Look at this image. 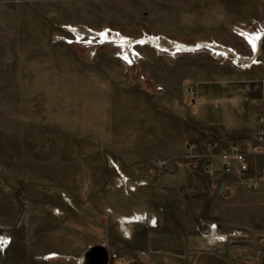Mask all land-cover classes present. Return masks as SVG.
Segmentation results:
<instances>
[{"label":"rangeland","instance_id":"obj_1","mask_svg":"<svg viewBox=\"0 0 264 264\" xmlns=\"http://www.w3.org/2000/svg\"><path fill=\"white\" fill-rule=\"evenodd\" d=\"M263 27L264 0H0V264H92L95 245L104 264H166L152 227H243L219 215L243 207L218 201L208 156L167 179L181 141L252 134L264 35L247 36ZM235 187L225 199L263 204L264 186ZM258 237L227 244L254 255Z\"/></svg>","mask_w":264,"mask_h":264},{"label":"crops","instance_id":"obj_2","mask_svg":"<svg viewBox=\"0 0 264 264\" xmlns=\"http://www.w3.org/2000/svg\"><path fill=\"white\" fill-rule=\"evenodd\" d=\"M260 31V32H259ZM259 33L261 34L260 38L262 37V35H264V27L263 28H259ZM249 33V32H248ZM253 33H257V32H253ZM248 41L250 42V44L253 46V42L251 41V39L247 36ZM259 45V43H258ZM258 48V47H257ZM256 129H257V120L255 118V128L252 131V134L249 137H245L242 138L240 140L237 139H232L229 134L225 135V134H220L219 137L224 138L225 140H235L238 141L242 144L243 148H247L249 142L253 139L255 133H256ZM229 133V132H227ZM214 135V134H212ZM218 135V134H217ZM216 135V136H217ZM207 136V135H206ZM205 137V136H204ZM204 137H201L200 139H203ZM199 139V140H200ZM199 140L195 141L198 142ZM188 141V140H186ZM186 141H181L178 145L177 148V152L173 153V156H179L177 158H181V159H188V158H193L198 156L197 154L199 153L198 149H194V150H190L187 145H186ZM224 147L227 146L226 142L223 144ZM218 150L215 152H211L209 154L204 155L205 157L208 156L209 160L207 161V163L204 166V170L208 171L210 173H212V176L214 178V181H220V191H219V195L218 197V201H230L232 205H239V203H241L242 205V209H243V213L242 215H235L233 212H226L224 210L219 211V215L221 216H225L227 219H229V221L231 220L232 224H241L243 227L239 228H234L232 231L229 230L228 233H219L222 231L221 228H219V226L216 227V225H212L213 230L211 231V234H208V237L205 239V233L203 231H192L191 229L185 227V230L182 228L176 230L178 233V236H175V231L172 230H168V229H164L162 232L160 230V228H155L152 227L151 230L149 232H151L149 238H150V243L151 246L154 247V245H156V248H162V249H166V250H170L169 253H165L166 255L164 256V260L166 262V264H185L184 262L188 263V264H192V259H193V253L194 256H196V263L197 264H222V263H218L219 259L222 258L223 253L222 250L226 247L228 250L227 254L229 256H227V263L226 264H264V237H263V233H264V229L262 228V226L260 225V222L263 221L264 223V199L262 200L263 204H259L260 206H258V209H254V207H256L254 204L251 205L250 203V195L247 192H243L244 195L247 194L249 199H242L241 194L238 192L237 195L239 196L238 198V202H236V200H229V199H225V196H223L222 194L225 192L230 191L231 189H234V187L236 186L237 188H241L239 190L245 191L244 189H242L244 186L249 187L247 182L241 180L240 178H238V174L237 173H232V174H228L223 170L221 161L219 159V155H218ZM193 153V154H192ZM217 153V154H216ZM211 156V157H210ZM187 163V162H186ZM186 163L184 162V168L182 169L180 166L178 168V170H171L170 172V176L168 177L167 181L169 183V187H178L183 185V183H185L188 179V175L191 173V168L194 167L193 165L191 166H187L186 167ZM125 164V162H124ZM180 165V164H179ZM252 166L255 167L254 162L252 163ZM186 167V168H185ZM196 169H201V168H196ZM210 169V170H208ZM237 176V178L235 177ZM209 183H211V180H209ZM262 186H264V183L262 184ZM235 187V188H236ZM236 188V189H237ZM251 189V188H250ZM263 189V188H262ZM264 194V193H263ZM252 196V195H251ZM223 199V200H222ZM254 200V199H252ZM260 203V202H259ZM190 212V211H189ZM256 213V214H255ZM155 215V214H154ZM158 216V215H157ZM191 215H189L190 218ZM220 217V216H218ZM156 218V217H153ZM159 218V216H158ZM187 224V220L185 217V221L184 224ZM253 224H257V226H251ZM251 227H253V229H251ZM220 230V231H219ZM253 232V233H252ZM251 234H255L257 236H259L256 239L257 242V246L255 247L256 251L254 253V255H251V250H250V245L249 243L244 244L242 247V253L244 255V257H234L232 255H234L233 253H240L241 250H237L234 245H230L227 244V240H236V238H238V236H245L246 239L250 240V236ZM174 236V237H173ZM172 238V239H170ZM244 238V239H245ZM228 245V246H227ZM208 252L207 250L210 249L213 257H215V261L210 262L209 257L206 256H197V254L199 252ZM185 250H190L189 252H191L190 254V263L188 262V258L185 260L183 257V254L185 252ZM213 250V251H212ZM221 250V251H220ZM239 251V252H237ZM46 252V250H45ZM177 255H174V253H177ZM15 255V254H13ZM211 255V256H212ZM16 257H19L18 255L14 256V259H16ZM198 257V259H197ZM254 257V258H251ZM137 261V259L132 260V261H128L125 263H121V264H132L133 262ZM51 261L47 262L50 263ZM58 262L61 263V260H58ZM62 264V263H61ZM138 264H142L141 262H139ZM144 264V263H143ZM146 264H153L152 260H149V258L146 260Z\"/></svg>","mask_w":264,"mask_h":264},{"label":"built area","instance_id":"obj_3","mask_svg":"<svg viewBox=\"0 0 264 264\" xmlns=\"http://www.w3.org/2000/svg\"><path fill=\"white\" fill-rule=\"evenodd\" d=\"M260 83V107L256 115L257 129L247 148H243L238 141L225 140L212 134L205 136L198 142L186 141V145L190 150H199L198 156H204L218 150L217 153L223 170L228 174L237 173L244 178L249 188L253 190H259L264 183V73L260 77ZM189 92L193 97H196V91L193 86L189 88ZM197 102L198 99H196L195 103ZM225 142L227 144L226 147L223 145ZM253 162L255 167L252 166ZM161 163H167V160Z\"/></svg>","mask_w":264,"mask_h":264},{"label":"water","instance_id":"obj_4","mask_svg":"<svg viewBox=\"0 0 264 264\" xmlns=\"http://www.w3.org/2000/svg\"><path fill=\"white\" fill-rule=\"evenodd\" d=\"M184 162H181L180 163V167L183 169L184 168ZM97 250L98 251V254L97 256H95V258L93 257V262L92 264H104V263H107L108 262V259H109V254H108V250L105 246L103 245H95V246H92L87 252H86V256H87V262L90 256V253L92 251H95Z\"/></svg>","mask_w":264,"mask_h":264},{"label":"bare ground","instance_id":"obj_5","mask_svg":"<svg viewBox=\"0 0 264 264\" xmlns=\"http://www.w3.org/2000/svg\"><path fill=\"white\" fill-rule=\"evenodd\" d=\"M252 36H254V38H256L257 40H258V42L256 43V42H254L253 44H254V46L257 48V46H258V43H259V39H260V33H257V34H251Z\"/></svg>","mask_w":264,"mask_h":264},{"label":"trees","instance_id":"obj_6","mask_svg":"<svg viewBox=\"0 0 264 264\" xmlns=\"http://www.w3.org/2000/svg\"><path fill=\"white\" fill-rule=\"evenodd\" d=\"M187 160H188V159H181V161H182V162H185V163L187 162Z\"/></svg>","mask_w":264,"mask_h":264},{"label":"snow or ice","instance_id":"obj_7","mask_svg":"<svg viewBox=\"0 0 264 264\" xmlns=\"http://www.w3.org/2000/svg\"><path fill=\"white\" fill-rule=\"evenodd\" d=\"M253 47H255V46L253 45Z\"/></svg>","mask_w":264,"mask_h":264}]
</instances>
